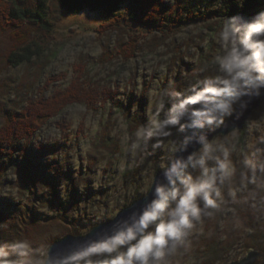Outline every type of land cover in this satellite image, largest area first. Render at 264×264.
Here are the masks:
<instances>
[{
  "label": "rangeland",
  "instance_id": "374dc122",
  "mask_svg": "<svg viewBox=\"0 0 264 264\" xmlns=\"http://www.w3.org/2000/svg\"><path fill=\"white\" fill-rule=\"evenodd\" d=\"M33 1L51 22L53 33L46 38L36 28L25 27L37 43L34 54H40L32 58L40 59L12 66L7 58L13 31L2 22L0 129L31 103L66 91L77 78L97 95L93 104L69 105L58 116L43 119L31 139L0 153V212L17 217L24 207L33 209L40 225L34 231L37 235L33 233L36 239L27 244L35 258L37 250L49 252L68 235H87L145 197L157 173L169 167L194 133L221 128L236 112L239 100L222 125L205 123L184 131L180 125L169 126L164 129L167 136L139 140L135 135L154 117L176 115L181 124L192 122L191 109L201 105H189L185 115L170 109L197 82L222 75L216 63L224 54L218 36L227 18L214 12L224 0H159V12L151 4L140 7L129 0L122 8L120 27L111 25L103 12L72 14L58 0ZM260 12L264 0L257 1L247 21ZM171 92L181 98L170 96ZM160 104L163 108L156 116ZM208 142L214 157L223 159L220 149H228L226 162L232 175L220 185L218 208L207 210L210 215L202 213L182 241H170L161 264H200L193 258L196 251L215 237L224 248L217 264L241 261L251 250L261 252L256 264H264V250L252 246V236L264 233V102L245 129ZM202 152L203 147L197 156ZM214 163L208 161L209 167ZM24 167L36 181L33 188L24 181ZM188 172L200 174L199 169ZM237 207L252 222L249 226ZM115 254L104 251L92 259L99 264Z\"/></svg>",
  "mask_w": 264,
  "mask_h": 264
},
{
  "label": "clouds",
  "instance_id": "9594fccd",
  "mask_svg": "<svg viewBox=\"0 0 264 264\" xmlns=\"http://www.w3.org/2000/svg\"><path fill=\"white\" fill-rule=\"evenodd\" d=\"M218 40L224 54L216 63L222 75L197 82L183 98L176 92L169 93L181 98L178 104H173L172 113L180 111L185 115L189 113V105H201L191 109L192 122L181 124V117L176 115L163 120L154 117L150 126L136 131L137 140L151 138L154 134L167 136L169 132L164 129L169 126L180 125V131H184L187 127H204L205 123L222 125L241 96L248 95L250 89H256L255 94L260 95L259 89L264 88V12L258 13L252 21L231 17L223 24ZM162 108L163 104L158 105L156 116ZM200 143L202 154L172 161L165 170L168 183L157 186L156 198L131 225L108 241L55 259L50 251L39 250V255L33 258L27 243L13 242L0 245V264H97L93 256L117 251L121 246L124 250L105 264H161L170 241H182L202 213L210 215L207 210L218 208L220 185L232 175L226 162L228 149H220L221 159L211 154L207 137H202ZM210 160H215L212 167L208 165ZM189 168L199 169L200 174L193 176ZM13 255L20 259H10Z\"/></svg>",
  "mask_w": 264,
  "mask_h": 264
},
{
  "label": "trees",
  "instance_id": "16d2710c",
  "mask_svg": "<svg viewBox=\"0 0 264 264\" xmlns=\"http://www.w3.org/2000/svg\"><path fill=\"white\" fill-rule=\"evenodd\" d=\"M129 0H58L60 7L68 13L79 14L85 10L93 12H103L106 17L111 20V25L120 27L122 20L120 16L123 6ZM134 3H139L140 7L143 4H151L155 12L161 10V2L159 0H131ZM258 0H224V4L214 12L217 17L230 19L231 17H242L245 21L248 19L250 10L255 8ZM5 22L12 31L11 39L14 41L13 46L8 54L7 62L12 66H19L20 64L32 63L34 54L32 49L35 46L34 41H31V34L25 27H34L37 31L42 33L46 38L53 33V26L48 20L47 16L37 10L33 0H0V27ZM80 78L73 81L72 85L63 92H58L48 100H41L36 103H31L28 109L19 115H13L8 119L0 129V153H3V148L11 146L15 142H21L31 139L40 129V124L43 119H49L61 114L69 105L86 103L93 104L96 100L94 93L86 89L85 84L80 82ZM0 164V173H2ZM24 181L33 188V183L36 184L35 179L30 174L28 167L23 168ZM2 176H0V179ZM50 189L52 185L45 183ZM25 189L24 185L21 186ZM237 212L240 218L244 219L248 226L252 223L247 222V217L241 208L237 207ZM39 220H37L33 209L24 207V210L17 216L4 215L0 212V245H7L13 242H21L26 236L25 243L36 239L33 233L39 227ZM36 234V233H34ZM37 235V234H36ZM252 246L258 250H264V233L255 234L252 236ZM120 248L113 256L116 257ZM224 248L220 245L217 237L212 238L202 248L198 249L194 255L196 263L200 264H217L222 260ZM11 259H20V257L13 255ZM101 261L99 264H105Z\"/></svg>",
  "mask_w": 264,
  "mask_h": 264
},
{
  "label": "water",
  "instance_id": "95a60500",
  "mask_svg": "<svg viewBox=\"0 0 264 264\" xmlns=\"http://www.w3.org/2000/svg\"><path fill=\"white\" fill-rule=\"evenodd\" d=\"M259 92L260 95L257 96L255 94L256 89H250L248 95L241 96L239 98V106L236 108V112L221 128L214 131H196L193 135V139L190 140L183 149L178 151L174 160H186L189 156H197L203 147L200 143L202 137H207V140L209 141L217 135H228L232 131H241L245 129L253 112L260 108L264 102V88L259 89ZM165 170L166 169H162L157 173L151 190L145 197L135 201L131 206L125 208L114 220L100 224L87 235H68L63 239L56 241L49 249L53 259L71 255L89 247L90 245L106 242L110 237L115 236L117 232L131 225L134 222V219L138 218L143 212L145 207L156 198L157 186L166 185L168 183L165 177ZM121 247L124 248L123 246ZM260 256V251L251 250L246 258L241 261H235L232 264H256Z\"/></svg>",
  "mask_w": 264,
  "mask_h": 264
}]
</instances>
